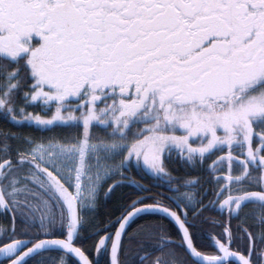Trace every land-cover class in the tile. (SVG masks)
I'll return each mask as SVG.
<instances>
[{
    "label": "snow or ice",
    "instance_id": "1",
    "mask_svg": "<svg viewBox=\"0 0 264 264\" xmlns=\"http://www.w3.org/2000/svg\"><path fill=\"white\" fill-rule=\"evenodd\" d=\"M0 121V264H264V0H0Z\"/></svg>",
    "mask_w": 264,
    "mask_h": 264
},
{
    "label": "trees",
    "instance_id": "2",
    "mask_svg": "<svg viewBox=\"0 0 264 264\" xmlns=\"http://www.w3.org/2000/svg\"><path fill=\"white\" fill-rule=\"evenodd\" d=\"M0 130H4V131H26V132L32 131L30 129L21 130V129H16V128H10L9 126H6L2 121H0ZM35 134H39V133H35ZM125 191H127V189H125ZM119 195L120 194H118L117 197H114L112 200L107 201L106 204L101 207V209H100L101 218L105 217V214L107 211H115L117 204H118ZM140 223H145V221H140ZM205 251H211V249L206 248Z\"/></svg>",
    "mask_w": 264,
    "mask_h": 264
},
{
    "label": "flooded vegetation",
    "instance_id": "3",
    "mask_svg": "<svg viewBox=\"0 0 264 264\" xmlns=\"http://www.w3.org/2000/svg\"><path fill=\"white\" fill-rule=\"evenodd\" d=\"M134 227H135V225H134Z\"/></svg>",
    "mask_w": 264,
    "mask_h": 264
}]
</instances>
